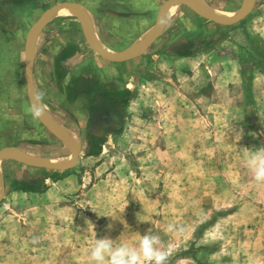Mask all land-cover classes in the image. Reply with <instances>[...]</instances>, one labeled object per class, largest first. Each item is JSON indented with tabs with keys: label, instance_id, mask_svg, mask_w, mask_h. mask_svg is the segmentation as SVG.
Returning a JSON list of instances; mask_svg holds the SVG:
<instances>
[{
	"label": "rangeland",
	"instance_id": "rangeland-1",
	"mask_svg": "<svg viewBox=\"0 0 264 264\" xmlns=\"http://www.w3.org/2000/svg\"><path fill=\"white\" fill-rule=\"evenodd\" d=\"M263 1L257 0L251 17L235 26L213 25L224 30L227 38L202 56L209 61L212 86L203 100L196 98L186 104L191 108L187 113L170 111L163 97L159 98L163 100L159 104L162 111L151 112V117L149 112L140 113L135 101L124 131L101 139L100 155H87L86 139L90 136L86 126L81 136L74 134L83 147L82 159L72 171L80 184L75 194H67L65 200L59 194L5 200L0 208V255L18 256V264H89L90 248L96 239L109 238L114 247L137 246L147 233L159 238L161 249L169 250L167 262L200 251L201 256L221 252L227 264H264V183L258 184L245 166L249 152L264 148V83L252 87L255 106L240 83L235 62H244L246 72L264 66V56L252 50L250 43V38L264 37ZM77 2L0 0V37L5 44L22 48L18 83L14 68L11 72L4 70L0 79V113L11 123L10 128L4 125L2 137L5 144L16 148L39 147L31 154L62 163L71 158L66 145L50 146L40 142L38 135L30 140L23 136L36 132L33 125L25 123L24 103L32 108L24 80V50L30 29L43 13L59 4ZM181 7L174 18H169L165 33L188 12ZM86 9L90 15L91 6ZM134 34L136 37L139 33ZM80 39H85L80 22L72 12L62 11L54 15L46 34L40 36L38 56L50 63L47 52L51 48ZM159 45L156 43L150 51L155 52ZM69 48L74 47H68V52ZM140 71L134 72L136 78ZM52 85L49 82V87L42 89V103L49 113L66 121L64 109L53 105L50 98L58 90L64 98L76 97V89L81 90L82 84L72 88L68 81H55ZM168 90L160 88V95ZM193 91L188 89L190 96H194ZM96 94L98 90L91 96ZM193 107L203 112L204 118H196ZM144 116L148 117L146 121ZM72 127L77 129L78 125ZM23 167L24 175L31 170L30 180L45 182L47 188L50 179L64 177L53 178L56 172L47 169ZM62 211L64 214H60ZM169 225L174 231H168ZM24 256L36 259L22 261ZM42 257L50 259L43 261Z\"/></svg>",
	"mask_w": 264,
	"mask_h": 264
},
{
	"label": "crops",
	"instance_id": "crops-1",
	"mask_svg": "<svg viewBox=\"0 0 264 264\" xmlns=\"http://www.w3.org/2000/svg\"><path fill=\"white\" fill-rule=\"evenodd\" d=\"M76 1H78L77 4L82 5L85 9L86 6H91L89 17L95 30L94 35L106 51L115 54H122L129 52L133 47L139 45V42H143L150 35L152 29L157 23L163 5L168 0ZM200 1L210 9L220 10L226 14L233 12L237 13L243 4L242 0ZM234 3L237 5L235 8L231 9ZM257 5L258 3L256 6ZM256 6L248 17H251L255 12ZM262 6H264V1ZM178 7L179 6H175V9L173 8L174 10L171 13V18H174L177 15L178 10L176 9ZM182 9H187L188 12L179 16L180 18L175 22V29L173 28V30L167 33L164 32V34L150 46L144 55L128 62L112 63L104 60L89 47L86 39L83 41L80 39V42L78 43L65 42L63 45L60 44L59 47L55 46L51 48L47 52L50 63L47 62L46 59L38 56L39 47L37 46L33 74L34 83L41 101V93L45 90V87H49V82L52 85V82L55 81H59L60 83L68 81V83L71 84V87L74 88V82L79 85L84 83V80L86 82L90 81L92 83L91 86L93 87L90 95H81L83 91L79 90L76 97L71 95V97L65 96L64 98L59 90L58 93L53 91L55 97L50 98L51 102H53V105L57 108L64 109V113L68 117L65 118L66 121H62L57 115L55 116L51 113L50 115L62 125L72 137L74 134L81 136L83 133V126H86L87 128V135L91 136L89 134L90 128H97L98 130L95 133L99 134V131L104 128L107 123L113 127L117 123L118 128L115 129L116 132H103L106 134L105 137H107L108 135L120 134L124 131L126 122L129 121L130 118L129 109L135 101H138L140 113L147 115L149 112V116L152 117L150 114L151 112L156 114L158 111H162L159 104L162 103L163 100H159V98L162 99L165 97V101L170 105V111H182L185 114L191 109L190 107L188 109L186 108L187 103H193L196 101V98L200 99L202 97L203 100L207 97L206 90L212 86V84H210V64L208 60H202V56L210 54L209 51H213L214 45L216 43H222V41L227 38V35L224 34V30H220L213 26L217 24L202 18L190 8L182 6L180 10ZM86 11L89 14L88 9H86ZM248 17L245 20H247ZM169 18L170 17L168 16V20ZM50 21L48 23H50ZM48 23L44 27L41 35L46 34ZM134 33L139 34L134 37ZM260 37L255 39L250 38L251 48L257 54H262L264 56V37ZM23 38L24 36L22 35L20 39ZM114 40L117 41V43H115ZM158 42L161 46L159 45V48L155 52L150 51ZM4 44L5 42L0 37V79L3 77L4 70H9L11 72L14 68L16 74L15 82L18 83L19 62L22 60L20 57L22 55V48L17 45L11 47ZM68 47L74 48H69L70 50L68 52ZM86 48L88 49L87 51L85 50ZM64 51H67L69 58L59 66L58 58L64 53ZM184 53H189V55L181 56V54ZM235 62L239 65L238 74L241 77L240 83L243 84L245 92L246 85H249V94H247V97L249 95L250 101L256 106L257 100L253 96L252 87H256L258 83H264V66L258 65L251 68L249 72H246V69L243 67L244 62L240 61V59L235 60ZM69 65L70 67H68ZM139 70L144 71V73L142 74L140 71L136 78L134 72ZM157 71L158 75L156 74ZM248 73H250V78L247 76ZM201 79L202 81H200ZM2 84L3 83L0 82V86H2ZM162 87L169 88V90L165 95L161 96L159 89ZM188 89L194 90V96H190ZM97 90L98 94H96V97L98 96L99 98H94L95 96L91 95L97 92ZM99 90H102V92H99ZM194 92H197L196 96ZM127 93L129 96H127ZM58 95H60L59 99ZM105 96L107 97L106 100L104 99ZM127 98H129L128 103L124 104L123 102ZM120 99L122 100L121 103ZM103 103L105 105L108 104L109 106L106 107H109L112 111H119V116L117 114V116H114V114L111 113V119L113 120L105 123V121L97 115V113L102 110L103 107L100 106ZM180 103L183 104V106L180 105ZM92 107H94L93 111L91 110ZM23 109L26 113L25 123L30 126L33 125V127L36 128L35 135L23 132L25 139L30 140L32 137L34 138L38 135L41 137L39 141L44 144L50 146L62 144L49 130L37 123L32 109H29L25 103ZM46 110L48 111L47 108ZM191 112L198 119L204 118L202 115L203 112L197 109L195 110L194 107ZM163 113L164 112H162V114ZM94 114H96V116L92 121V116ZM144 117L143 120L146 121L148 117ZM97 118L103 121L100 123L102 124V127L98 126L99 123L94 126V121L97 120ZM114 118H119V120L115 121ZM71 121L72 123H70ZM74 124L78 125L77 129L72 127ZM4 125L9 128L11 127V123H9L8 119L0 113V151L6 148H16L13 147L15 145L8 143L5 144L2 137ZM73 138H75V136ZM88 142L89 141L86 142L87 147L85 148L87 154L91 149V143ZM21 149L31 154L38 150L39 147H36V150L29 146ZM48 157L57 158V155H49ZM81 159L82 155L78 160L77 166ZM68 160L69 159H67V161ZM3 165L6 167L5 169L3 168ZM23 166L24 165L13 161H4L1 163V172L4 178L5 190L4 198L0 203V208L9 197L27 196L32 194H59L60 198L65 200L67 194H75L77 186H80L78 177L73 174L72 171L74 170L71 169L62 172L66 173L63 175L64 177H62V179H50L48 188L45 191L24 192L22 190H17L13 187L15 183H34V181L30 180L32 179L30 175H32L33 172H31V170H26V174L24 175ZM64 212L65 211H62L60 214H64ZM1 246L2 244L0 243V249H2ZM199 253L200 251L197 253L193 252L176 256L174 260L167 262V264H227V260H224L221 256V252L210 253L203 256ZM28 257L29 256H24V260L22 261L26 260L27 262H33L36 259L35 256ZM41 259L45 261L50 258L42 257ZM18 261V256L7 254L0 255V264H18Z\"/></svg>",
	"mask_w": 264,
	"mask_h": 264
},
{
	"label": "water",
	"instance_id": "water-1",
	"mask_svg": "<svg viewBox=\"0 0 264 264\" xmlns=\"http://www.w3.org/2000/svg\"><path fill=\"white\" fill-rule=\"evenodd\" d=\"M257 0H243L241 9L236 15L222 17L212 12V10L199 0H168L163 5L157 23L152 29L150 35L139 45L133 47L129 52L115 54L107 52L106 49L98 41L88 20V12L77 3H63L47 10L41 18L32 26L27 38L24 50V79L26 84L27 96L30 106L40 123L49 130L58 140L71 150V158L66 163H60L53 159L36 157L20 148H6L0 151V203L4 198V178L1 172V163L4 161H13L31 168L47 169L55 172H66L77 166L78 160L82 153V144L71 136V134L60 125L46 110L37 92L34 83V62L36 58L37 44L39 37L51 18L64 11L72 12L81 24L84 37L89 47L104 60L112 63H123L134 60L144 55L150 46L158 40L166 31L168 16L170 10L175 6H186L193 10L202 18L211 21L219 26L231 27L243 22L254 10ZM185 46V45H184ZM36 113H39L36 115ZM101 119L94 121V126L102 123ZM98 126L102 127V124ZM97 128H90L89 134L93 135ZM103 134V132H100Z\"/></svg>",
	"mask_w": 264,
	"mask_h": 264
},
{
	"label": "clouds",
	"instance_id": "clouds-1",
	"mask_svg": "<svg viewBox=\"0 0 264 264\" xmlns=\"http://www.w3.org/2000/svg\"><path fill=\"white\" fill-rule=\"evenodd\" d=\"M245 166L258 184L264 183V148L249 152ZM168 231H174V226L169 225ZM159 243L156 235L147 233L142 235L137 246L114 247L109 238L96 239L90 248L89 264H167L169 250L161 249Z\"/></svg>",
	"mask_w": 264,
	"mask_h": 264
},
{
	"label": "trees",
	"instance_id": "trees-1",
	"mask_svg": "<svg viewBox=\"0 0 264 264\" xmlns=\"http://www.w3.org/2000/svg\"><path fill=\"white\" fill-rule=\"evenodd\" d=\"M189 53H184V54H181V56H188ZM69 58V54L67 53V51H64V53H62V55H60V57L58 58V65L60 66L64 61H66L67 59ZM84 83H82L81 85V90L83 91V93H81V95L83 94H88L90 95V92L92 91L93 87H91V82L90 81H84ZM75 88H77L79 85H77L75 82L73 83ZM246 90L248 91V94H249V85L247 84L246 85ZM76 92L78 93L79 92V89L77 88L76 89ZM104 92V91H103ZM127 96H129V94L127 93ZM97 98V97H95ZM107 97L105 96L104 99H106ZM123 99V98H121ZM120 99V103L122 102V100ZM128 99H125L124 100V104H127L128 103ZM114 102V101H113ZM111 105V103H110ZM118 105V104H117ZM106 106H109L108 104H101L100 107H106ZM112 106V105H111ZM91 110L93 111L94 110V107L91 108ZM96 110V109H95ZM101 147H102V140L97 142L94 146L91 147V149L88 151V156H98L100 155L101 153ZM66 173H63V174H58V173H55L53 174V178L54 177H59V175H64ZM15 189L17 190H22L24 192H42V191H45L47 189L46 185H45V182H34V183H29V184H26V183H15L14 186H13Z\"/></svg>",
	"mask_w": 264,
	"mask_h": 264
},
{
	"label": "flooded vegetation",
	"instance_id": "flooded-vegetation-1",
	"mask_svg": "<svg viewBox=\"0 0 264 264\" xmlns=\"http://www.w3.org/2000/svg\"><path fill=\"white\" fill-rule=\"evenodd\" d=\"M22 1H24V0H22ZM106 100V99H105ZM111 113H113L114 114V116H117L120 112L119 111H112L109 107H104V108H102V110H100L99 111V113H97V115L100 117V118H102V120H104L105 121V123H107L108 121H110V120H113V119H111L112 117H111ZM117 114V115H116ZM95 116H96V114H94L93 116H92V121L95 119ZM119 116V115H118ZM114 120L115 121H118L119 120V118L117 119V118H114ZM118 128V124L116 123V125H114V127L113 126H111L110 124L108 125V123L106 124V126L104 127V128H102L99 132H108V131H112V132H116V130L115 129H117ZM106 134L105 133H103V134H101V133H95V134H93V135H91L88 139H86V142L87 141H89L88 143H91V147L92 146H94L97 142H99V141H101V139L105 136Z\"/></svg>",
	"mask_w": 264,
	"mask_h": 264
},
{
	"label": "bare ground",
	"instance_id": "bare-ground-1",
	"mask_svg": "<svg viewBox=\"0 0 264 264\" xmlns=\"http://www.w3.org/2000/svg\"><path fill=\"white\" fill-rule=\"evenodd\" d=\"M200 1V0H199ZM175 9V8H174ZM174 9H172L171 11H170V13H169V17H171V13H172V11L174 10ZM212 10V12L213 13H215L216 15H218V16H222V17H228V16H233V15H228V14H226L225 12H223V11H218V10H216V9H211ZM65 11H68V10H64V12ZM88 20H89V23H90V27L92 28V30H93V32L95 31L94 30V28H93V25H92V22H91V19H90V17H89V14H88ZM139 43H141V42H139ZM139 43H137V44H139ZM108 49V48H107ZM73 137H74V135H73ZM69 161V160H68ZM67 162V161H66ZM60 163H62V162H60ZM63 163H65V162H63Z\"/></svg>",
	"mask_w": 264,
	"mask_h": 264
}]
</instances>
